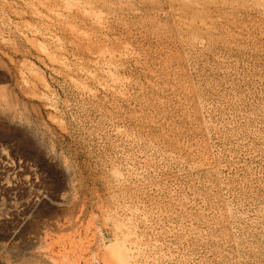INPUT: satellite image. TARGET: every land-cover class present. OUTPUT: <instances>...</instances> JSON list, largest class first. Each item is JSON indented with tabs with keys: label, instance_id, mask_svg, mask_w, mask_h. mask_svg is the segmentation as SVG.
Wrapping results in <instances>:
<instances>
[{
	"label": "rangeland",
	"instance_id": "rangeland-1",
	"mask_svg": "<svg viewBox=\"0 0 264 264\" xmlns=\"http://www.w3.org/2000/svg\"><path fill=\"white\" fill-rule=\"evenodd\" d=\"M0 264H264V0H0Z\"/></svg>",
	"mask_w": 264,
	"mask_h": 264
}]
</instances>
